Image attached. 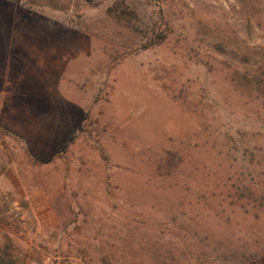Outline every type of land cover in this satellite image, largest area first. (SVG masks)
Here are the masks:
<instances>
[{"label":"rangeland","instance_id":"rangeland-1","mask_svg":"<svg viewBox=\"0 0 264 264\" xmlns=\"http://www.w3.org/2000/svg\"><path fill=\"white\" fill-rule=\"evenodd\" d=\"M5 254L264 264V0H0Z\"/></svg>","mask_w":264,"mask_h":264},{"label":"trees","instance_id":"trees-1","mask_svg":"<svg viewBox=\"0 0 264 264\" xmlns=\"http://www.w3.org/2000/svg\"><path fill=\"white\" fill-rule=\"evenodd\" d=\"M114 7H111L110 10L113 11ZM119 17V16H118ZM0 264H15L13 257L9 254L0 255Z\"/></svg>","mask_w":264,"mask_h":264}]
</instances>
